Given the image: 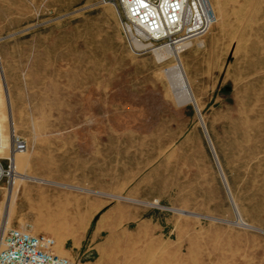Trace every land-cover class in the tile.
<instances>
[{"label": "rangeland", "instance_id": "1", "mask_svg": "<svg viewBox=\"0 0 264 264\" xmlns=\"http://www.w3.org/2000/svg\"><path fill=\"white\" fill-rule=\"evenodd\" d=\"M211 2L159 58L105 0H0V155L28 143L0 222L88 264H264V0Z\"/></svg>", "mask_w": 264, "mask_h": 264}, {"label": "built area", "instance_id": "2", "mask_svg": "<svg viewBox=\"0 0 264 264\" xmlns=\"http://www.w3.org/2000/svg\"><path fill=\"white\" fill-rule=\"evenodd\" d=\"M124 13L122 32L132 49L177 45L203 37L216 22L211 0H105ZM147 45V46H146ZM159 46V47H160ZM3 136L0 128V149ZM27 140L11 135L9 155H0V185L10 186L15 172V153L26 151ZM55 240L25 227L0 222V264H88L80 259L59 256Z\"/></svg>", "mask_w": 264, "mask_h": 264}, {"label": "bare ground", "instance_id": "3", "mask_svg": "<svg viewBox=\"0 0 264 264\" xmlns=\"http://www.w3.org/2000/svg\"><path fill=\"white\" fill-rule=\"evenodd\" d=\"M251 17V16H250ZM249 20V19H248ZM253 21V20H252ZM192 44V42H190V41H187V42H184V43H181V44H177V45H175V49H177V51H180V50H182L183 48H185V47H188V46H190ZM147 46V45H146ZM172 46V45H171ZM171 46H166V45H163V46H160V47H156V48H154V51L156 52V55L159 57V58H162V57H165V56H167V55H169V54H171L172 52H173V48L171 47ZM173 54V53H172ZM183 74L184 73H181L180 71H179V73L177 74V75H179L180 76V79L183 81V80H185V78H184V76H183ZM182 85H183V87H185V85H184V82H182ZM15 160H16V155H15ZM17 161V160H16ZM15 173V172H14ZM14 175H16V177H19V178H23L24 177V175H19V174H14ZM16 182V181H15ZM16 192V187L14 186L13 187V189L10 191V196H11V198H12V196H14V193ZM9 207H10V205H8ZM8 207V208H9ZM12 208V207H11ZM98 209V208H97ZM80 212V211H79ZM81 216V215H80ZM10 222V221H9ZM83 224V223H82ZM82 226V225H81ZM87 227V226H86ZM83 228V227H82ZM74 234L73 233H70V234H68V237L70 238V237H72V238H74Z\"/></svg>", "mask_w": 264, "mask_h": 264}]
</instances>
